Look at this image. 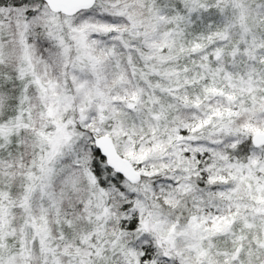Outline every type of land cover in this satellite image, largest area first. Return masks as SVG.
<instances>
[{
  "label": "snow or ice",
  "instance_id": "snow-or-ice-1",
  "mask_svg": "<svg viewBox=\"0 0 264 264\" xmlns=\"http://www.w3.org/2000/svg\"><path fill=\"white\" fill-rule=\"evenodd\" d=\"M0 264H264V0H0Z\"/></svg>",
  "mask_w": 264,
  "mask_h": 264
}]
</instances>
